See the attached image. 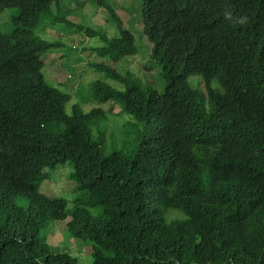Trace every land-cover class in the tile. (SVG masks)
<instances>
[{
    "label": "trees",
    "instance_id": "1",
    "mask_svg": "<svg viewBox=\"0 0 264 264\" xmlns=\"http://www.w3.org/2000/svg\"><path fill=\"white\" fill-rule=\"evenodd\" d=\"M111 1L0 0L16 13L0 31V264H264V0H134L157 87L123 65L142 46ZM55 25L102 44L88 111L39 73L77 52L35 35ZM59 167L70 198L47 190ZM56 223L71 252L47 243Z\"/></svg>",
    "mask_w": 264,
    "mask_h": 264
},
{
    "label": "rangeland",
    "instance_id": "2",
    "mask_svg": "<svg viewBox=\"0 0 264 264\" xmlns=\"http://www.w3.org/2000/svg\"><path fill=\"white\" fill-rule=\"evenodd\" d=\"M81 1V0H80ZM73 10L75 8V13L81 11L78 7H76L74 4H72ZM84 11L79 12L78 15L81 17L86 18V24L87 27L97 30L100 32H103L109 39L113 37L118 36V32L116 30V27L114 24L111 22H108L101 18V13L97 8H90L88 6L84 7ZM110 8L112 11L117 14V18H120L122 27L124 30L131 31L135 37L137 34V31L134 27H138V21H134L135 16H137V10L134 7V0H112L110 2ZM14 14L12 9H6L0 18L3 19L4 17L10 18ZM105 16V13L103 14ZM80 19V18H79ZM67 20L69 21H75L74 16L72 18H68ZM79 21H75L77 23ZM134 26V27H133ZM57 29H63L59 25L51 26ZM10 28V25H4L1 26L0 23V31L1 32H6ZM64 30V29H63ZM62 32L54 31L53 33H50L49 35L45 32L39 33V30H35V35L40 36L44 38L46 41L50 42H59V44H67L69 45L72 50L77 51L76 53H73V51L68 52V55L70 56L69 62L66 64H63L62 61L58 59L61 54H63L64 50L63 47L60 45L56 50H54L52 53H48V65H46L43 70L42 74L47 81V83L55 88L61 91L64 94L69 95L70 100L68 103V107L72 105H76L81 107L82 110L88 111L92 109L93 107H96L95 104H93L90 101V98L88 96L91 94V84L89 86V83L96 80L97 78L102 79L101 75H96L94 74L88 67L87 64L89 62H95L92 60H97L94 58L89 51L87 50L88 47L91 48H97L100 47L102 44L97 38H92L88 39L83 36H79L73 39V36L69 34H65L62 36V38L59 36L61 35ZM146 40H142L141 43L136 37V45L142 46V51L141 53L144 52V55L141 53L130 59H125L123 61V65L125 68L134 75L136 78H141L143 82H145L147 85L152 86V87H157L160 85V79L158 76V71L157 69H154V67L149 63L147 60L144 58L147 56L146 55V50L147 45H146ZM145 49V50H144ZM59 50V51H58ZM71 53V54H70ZM78 58V62L74 63L71 65L72 59L73 58ZM46 62V57L43 59ZM47 64V62H46ZM53 70V72H51ZM70 74H73L74 77L68 76ZM98 76V77H97ZM68 79L69 81H66ZM191 81V79H190ZM189 81V82H190ZM111 86H114L115 84L109 83ZM117 87V86H116ZM90 90V91H89ZM104 110L107 112V117L109 119V123L111 121L112 125H115L113 123L115 115L119 113V107L115 105H109L104 107ZM116 128V127H114ZM118 128V127H117ZM56 182L53 180H50L47 182L48 186V191L50 194V197L54 198H60V197H65V198H70L71 196V187L73 186V183H70L67 181L66 178V170L62 167H59L58 170L56 171ZM66 175V176H65ZM44 188V187H43ZM47 188V187H46ZM45 189V188H44ZM47 195V193H46ZM54 226L55 231L53 232V228L50 229L51 234L48 235L47 238V243L51 245L54 248H57L59 250L65 249L67 252H71V249L69 247L67 248H62L61 245L64 242L65 244L71 245L72 239L70 237L68 238V234L64 232V225L63 223H56L52 224ZM64 232V233H63ZM78 247L76 245L72 246V253H76V250ZM81 253H85V250H81ZM82 254H77L78 256L82 257ZM84 264H89L88 259L83 260Z\"/></svg>",
    "mask_w": 264,
    "mask_h": 264
},
{
    "label": "clouds",
    "instance_id": "3",
    "mask_svg": "<svg viewBox=\"0 0 264 264\" xmlns=\"http://www.w3.org/2000/svg\"><path fill=\"white\" fill-rule=\"evenodd\" d=\"M6 9H9V8H5L1 13H0V18H1V15H2V13L6 10ZM16 15V13H14L10 18H8L7 16L6 17H4L3 19H1V26H4V25H7V24H9L10 26L12 25V17L13 16H15ZM117 15V14H116ZM136 20V16H135V18H134V21ZM56 29L54 28L53 30H50L49 32H48V35L50 34V33H53L54 31H55ZM50 42V41H49ZM50 43H55V42H50ZM48 53L46 54V62H47V64H46V62L43 60V66H42V69L40 70L39 69V73L41 74V76H43V74H42V70H43V68L46 66V65H48V62H49V60H48ZM58 59L60 60V61H64V59H61L60 57H58ZM51 72H53V70H51ZM68 76H72V77H74V75L73 74H70V75H68ZM43 78H44V76H43ZM44 80H45V78H44ZM66 81H69L68 79H66ZM45 82L47 83V81L45 80ZM48 84V83H47ZM49 85V84H48ZM53 88V87H52Z\"/></svg>",
    "mask_w": 264,
    "mask_h": 264
}]
</instances>
